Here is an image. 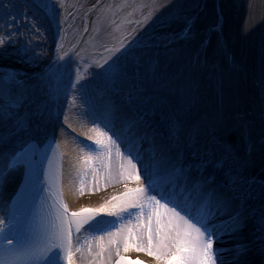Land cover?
<instances>
[{"label":"snow or ice","instance_id":"obj_1","mask_svg":"<svg viewBox=\"0 0 264 264\" xmlns=\"http://www.w3.org/2000/svg\"><path fill=\"white\" fill-rule=\"evenodd\" d=\"M40 79L51 84L50 77ZM40 91V82L29 86L15 74L0 75V128L5 130L0 134V186H6L16 172L23 173L26 184L38 180L37 145L11 147L15 131L9 129L29 132L33 126L40 128L48 113ZM135 92L129 109L135 116L127 123V134L118 132L111 121L112 135L93 128L95 135L88 138L101 152L84 153L81 171L90 168L99 173L103 169L105 178L133 180L137 186L98 208L69 213L59 173L53 177L50 163L49 186L50 191L56 186L58 203L53 218L42 221L43 239L34 243L26 231L27 216L11 212L0 264H147L128 259L124 253L131 250L145 252L157 264H248L254 250L264 258V178L257 186L256 177L249 174L253 161L229 143L232 128L219 114L201 111L198 82L177 67L160 71L158 78L142 83ZM261 92L264 94V79ZM25 108L23 114L18 111ZM237 126L246 128L239 120L233 125ZM114 135L128 144L127 154ZM252 147L250 143L249 152ZM60 148L57 143L62 159ZM113 154L119 160L115 171ZM138 164L146 173L143 180L147 185ZM132 208L140 209L135 224L121 223L112 231L113 225L98 220L90 227L102 234L74 244V233L97 216H120ZM4 224L0 219V233L6 231ZM249 224L255 226V238L229 246Z\"/></svg>","mask_w":264,"mask_h":264},{"label":"bare ground","instance_id":"obj_2","mask_svg":"<svg viewBox=\"0 0 264 264\" xmlns=\"http://www.w3.org/2000/svg\"><path fill=\"white\" fill-rule=\"evenodd\" d=\"M91 1L0 0V39L4 40L0 44V75L15 74L29 86L40 82L39 95L48 105V113L39 129L35 126L29 132L9 129L15 131L11 145L45 139L51 132L54 133L67 156L65 187L67 199L73 207H100L113 196H119L117 192L100 198H87L84 196L87 193L85 189L78 193L81 182L84 188L93 171L90 168L81 171V160L86 151L79 142L74 143L72 137L64 135V128L72 126L80 136L94 142L88 137L94 136L92 129L99 126L91 124L89 120L97 116V121H100L101 106L97 94L85 88L87 84H96L111 98L117 91L123 94L128 92L135 97V89L139 87L135 82L123 84L117 79L116 82L108 80V84L103 85L98 80L101 76H97V72H88L86 63L81 60L101 58L112 46L122 49L139 43L143 44L138 58L144 64V70L139 77L132 76V80L150 84L154 77L158 78L160 71L175 70L177 67L184 70L187 77L194 78L200 88L201 111L218 113L232 128L227 139L241 156L253 161L249 174L256 177L258 186L261 178H264V95L260 83L258 85L256 81V68L248 69L247 64L249 57V61L254 59L252 64L255 66L257 48L248 53L243 46L234 45L237 42L227 29L229 20L226 18V2H206L195 15L183 22L170 21L166 26L129 32L127 25L124 27L120 24L121 14L117 18H113L111 12L100 16L92 10L96 2ZM72 21L76 25L66 32ZM85 21L88 27L83 23ZM239 38L246 40L243 35ZM25 52L28 55H24ZM41 77H50L51 84L47 79L41 81ZM120 97L124 98V95ZM18 111L23 114L27 108ZM103 111L106 112L105 109ZM237 120L246 128L233 127ZM102 123L106 124V121ZM4 132L0 128V134ZM250 143L253 146L251 152ZM112 165L115 171L113 161ZM100 175V172L95 173L93 189H99L112 181L103 175L102 183ZM113 181L116 183L122 178ZM15 184L16 178L12 175L6 186H0V211ZM241 235L230 245L254 237L250 227L244 232L243 238ZM93 237L98 236L93 233L83 235L77 242L91 241ZM252 256L254 259V251L248 256V264H252Z\"/></svg>","mask_w":264,"mask_h":264},{"label":"rangeland","instance_id":"obj_3","mask_svg":"<svg viewBox=\"0 0 264 264\" xmlns=\"http://www.w3.org/2000/svg\"><path fill=\"white\" fill-rule=\"evenodd\" d=\"M100 2L102 4L97 8V14L101 16L111 12L113 18H117L121 14L120 24L124 27L127 25L130 32L147 27L166 26L170 21L183 22L195 15L204 2H213V0H103ZM223 2L227 4L226 18L229 20L227 26L229 34L234 38L242 35L246 38L245 42L238 41L234 45L243 46L248 53L255 51L256 48L258 51L260 19L264 0H223ZM121 9L123 10L121 11ZM144 18L149 21V24ZM85 23L87 25V22ZM126 39L127 36L124 40ZM138 44H132L122 49L112 46L109 51L102 54L101 58L92 61L82 59L81 62L86 63L88 72L92 66H96L104 76V80L109 79L113 82L120 80L123 84L134 83L135 80H132L134 66L136 64L144 66L138 58L143 44ZM260 60L257 57L255 66L258 71ZM253 66L251 61L249 68L251 69ZM256 78L259 83V73ZM107 186L109 185L105 187Z\"/></svg>","mask_w":264,"mask_h":264},{"label":"water","instance_id":"obj_4","mask_svg":"<svg viewBox=\"0 0 264 264\" xmlns=\"http://www.w3.org/2000/svg\"><path fill=\"white\" fill-rule=\"evenodd\" d=\"M118 107L119 108H122L123 110H127L132 115V117L135 116V113L134 112L129 111V109H130V102H126V101H123L122 102L121 101L120 103H118Z\"/></svg>","mask_w":264,"mask_h":264}]
</instances>
